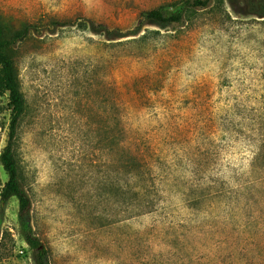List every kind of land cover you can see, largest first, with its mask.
Segmentation results:
<instances>
[{"label": "rangeland", "instance_id": "obj_1", "mask_svg": "<svg viewBox=\"0 0 264 264\" xmlns=\"http://www.w3.org/2000/svg\"><path fill=\"white\" fill-rule=\"evenodd\" d=\"M185 1L0 0L15 27L81 17L129 31L143 11L184 17L145 27L144 41L66 27L15 47L22 186L50 264H264V18ZM2 235L0 264H34L15 199Z\"/></svg>", "mask_w": 264, "mask_h": 264}, {"label": "trees", "instance_id": "obj_2", "mask_svg": "<svg viewBox=\"0 0 264 264\" xmlns=\"http://www.w3.org/2000/svg\"><path fill=\"white\" fill-rule=\"evenodd\" d=\"M215 0H186L184 5L196 10L205 11ZM232 6L241 3L239 13L264 18V0L243 3V0H230ZM241 1V2H240ZM236 8V7H235ZM140 23L129 31L119 28H109L104 24L78 18L76 20L57 21L49 20L42 25L24 24L15 27L0 19V102L6 98L4 106L0 103V127L1 116L8 115L6 123V141L0 151V168L6 176V181L0 179V213L4 211L11 199L17 202V221L23 242L31 252L34 264H50L49 252L38 237H36L31 222V202L25 192L22 182L23 176L18 160V131L25 112V99L21 91L18 70L15 64V47L26 41L34 33H52L57 28H76L92 35L100 36L105 41L122 42L144 41L153 31L143 30L152 26L164 30L171 26H181L184 23L182 11H167L164 8H155L143 11L139 15ZM157 34V33H156ZM135 38V39H131ZM3 118V117H2ZM5 237L0 238V254L4 249Z\"/></svg>", "mask_w": 264, "mask_h": 264}]
</instances>
